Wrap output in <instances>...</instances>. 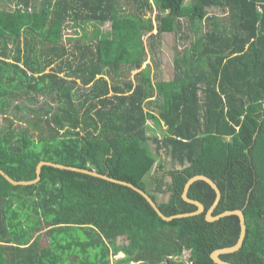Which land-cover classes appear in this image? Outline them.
<instances>
[{"label": "trees", "instance_id": "trees-1", "mask_svg": "<svg viewBox=\"0 0 264 264\" xmlns=\"http://www.w3.org/2000/svg\"><path fill=\"white\" fill-rule=\"evenodd\" d=\"M13 2L0 10V169L16 181L33 180L41 161L96 171L166 216L197 209L181 194L205 175L221 192L212 215L245 218L242 246L220 258L264 264V0ZM165 32L193 39L173 79L152 81L142 64L154 41L147 52L143 37ZM187 196L204 212L165 221L137 191L86 173L44 165L28 185L0 174V264H184L183 250L188 264H216L210 254L236 243L238 217L205 219L215 192L202 180Z\"/></svg>", "mask_w": 264, "mask_h": 264}, {"label": "rangeland", "instance_id": "rangeland-1", "mask_svg": "<svg viewBox=\"0 0 264 264\" xmlns=\"http://www.w3.org/2000/svg\"><path fill=\"white\" fill-rule=\"evenodd\" d=\"M13 1L12 0H0V10L9 9V7L12 8V5L14 4ZM208 13L213 14L219 20L218 23L220 27L229 23L228 16L224 12V10L210 8L208 9ZM154 16H155V12L152 13L151 17L154 18ZM153 23L155 25L156 20L153 19ZM188 27H190V25L185 20H183V27H182L183 32L184 31L188 32ZM94 29H99L101 31V34H105L107 31L110 30V24L108 22L103 25L90 24L86 27V34L92 35V31ZM205 30L206 28L204 27V23H202V25H200V31L197 34L199 35ZM153 32H155V30ZM65 33H66L65 38L71 35L69 31H66ZM189 35L190 36L188 38L186 37L180 38L179 35H175L174 32H165V33H162L159 37H156L153 39V38L148 37L149 36L148 33L145 34V36L143 37V41L146 47V51L148 52L147 48L150 46L149 43L151 41H154V54L153 55H151L150 53L146 54V58H145L144 63L142 64V68H144L145 66L150 67V75L152 77V81L162 80V81L169 82L173 79L174 74H175L174 68H173V59L177 54L179 55V52L181 51V49L187 46L189 41L193 39L192 35L191 34ZM155 97H157L156 94H155ZM161 130H162V127L157 126V124L153 120L148 121V134L149 135L160 136ZM154 148H155L154 144L150 142L149 149L153 152ZM165 165H166L165 168H171L172 166H174L172 165L170 160H165ZM153 174H150L148 176L149 180H153L152 178ZM148 188L149 190L154 192V190H152L151 187H148ZM156 196H157V199L161 201V200L167 199L168 194L156 192ZM124 241H125L124 238L122 237L118 238L119 243H122ZM122 256L123 254L119 253L116 255L115 259L122 257ZM183 262L184 264H187L185 261ZM130 264H135V263H130Z\"/></svg>", "mask_w": 264, "mask_h": 264}, {"label": "water", "instance_id": "water-1", "mask_svg": "<svg viewBox=\"0 0 264 264\" xmlns=\"http://www.w3.org/2000/svg\"><path fill=\"white\" fill-rule=\"evenodd\" d=\"M44 165L53 166V167L61 168V169H68V170L77 171V172H82V173H86V174H89V175H92L95 177L106 179L108 181H111V182H114L117 184L125 185V186L137 191L140 195H142L146 199V201L150 204V206L154 209V211L158 214V216L165 221H170V220L175 219V218L193 216V215L200 214V213L204 212L205 208L201 202L194 200V199H191L187 196V192H188L190 185L197 180H202V181L206 182L207 184H209L210 187L215 192L214 201H213L212 205L210 206V208L205 212V219L207 221H215V220H218V219L225 217V216L235 215L238 217L239 226H240V232H239V236H238L236 243L233 246L224 247V248H220V249H216V250L212 251L210 254L212 261L216 264H232V263H229L227 261L222 260L220 258V255L237 251L242 246V242L244 240L245 233H246V225H245V218H244L243 212L239 209H234V210H226V211H224L218 215H215V216L212 215L213 210L215 209L216 205L219 202L221 192H220L218 186L216 185V183L212 179H210L209 177H207L205 175H194L191 178H189L187 180V182L185 183L182 194H181L182 198L186 202L194 204L197 207V209L195 211L188 212V213H180V214H175V215H171V216H166L159 210V208L157 207L156 203L152 200V198L147 193L142 191L141 189L137 188L136 186H134L131 183L121 181V180H117V179H113L107 175L97 173L96 171H90L87 169L65 166L62 164H57V163L48 162V161H41L38 163V165L36 167V177L33 180H28V181L13 180L1 169H0V174L12 185L33 184V183H36L37 181H39L40 171H41L42 166H44Z\"/></svg>", "mask_w": 264, "mask_h": 264}, {"label": "built area", "instance_id": "built-area-1", "mask_svg": "<svg viewBox=\"0 0 264 264\" xmlns=\"http://www.w3.org/2000/svg\"><path fill=\"white\" fill-rule=\"evenodd\" d=\"M189 256H190V252L188 250H183L179 259L185 261L188 264Z\"/></svg>", "mask_w": 264, "mask_h": 264}]
</instances>
